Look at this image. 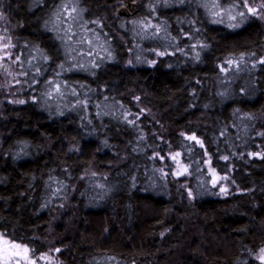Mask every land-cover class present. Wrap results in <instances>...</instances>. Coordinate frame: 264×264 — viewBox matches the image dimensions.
Instances as JSON below:
<instances>
[{
	"label": "trees",
	"instance_id": "obj_1",
	"mask_svg": "<svg viewBox=\"0 0 264 264\" xmlns=\"http://www.w3.org/2000/svg\"><path fill=\"white\" fill-rule=\"evenodd\" d=\"M135 2V14L119 17L120 0H83L88 8L85 20L107 19L100 27L88 23L87 36L84 30L75 31L82 23L77 21L68 40L67 17L57 24L54 15L61 0H0L9 22L22 25L13 34L23 43L13 52L22 58L36 56L43 70L40 77L30 73L37 82L16 93L36 99L24 105L5 99L0 108V233L27 246L32 259L51 257L36 259V264H261L249 255V248L258 252L264 243V137L256 135L257 129H264V65L252 68L257 58L264 60V24L257 18L238 30L210 24L203 5L212 0L161 4L155 13L147 8L150 0ZM144 17L153 24L166 19L172 35L189 33L179 41L186 49L194 43V27H200L195 35L207 39L212 48L203 52L201 62L191 58L194 53L173 52L166 34L155 39L149 30L147 36L136 34L131 21ZM197 17V25L189 23ZM93 30L110 41L117 62L104 61L95 78L83 71L62 77L97 88L88 93L92 102L87 112L93 121L89 125L81 109L57 115L66 99L42 93L58 63H71L68 57L73 55H96L99 42L92 40ZM82 36L85 44L76 43ZM35 45L52 59H40ZM154 47L166 49L167 55L145 51ZM245 52L248 63L242 70L220 72L218 65ZM105 55L100 53L101 60ZM128 58L134 64L125 69ZM147 60H155V67ZM18 87L13 84L12 90ZM220 91L227 97L221 98ZM5 95L10 93L0 89V97ZM99 111L109 114L98 116ZM125 115L137 116L136 124H128ZM191 135L203 141V149L186 139ZM105 139L110 146L103 144ZM77 140L79 151L69 152ZM175 151L188 152L190 175L171 177L156 171L170 162L152 157ZM224 155L227 161L218 159ZM208 156L216 171L230 175L241 191L232 186L235 195H214L221 185L228 190L223 181L201 186ZM88 161H95V177L84 176ZM196 161L201 162L200 172ZM183 162L189 163L188 157ZM177 180L188 183V189L177 191ZM102 182L106 190L98 187Z\"/></svg>",
	"mask_w": 264,
	"mask_h": 264
},
{
	"label": "clouds",
	"instance_id": "obj_2",
	"mask_svg": "<svg viewBox=\"0 0 264 264\" xmlns=\"http://www.w3.org/2000/svg\"><path fill=\"white\" fill-rule=\"evenodd\" d=\"M42 2L43 0H41V3ZM123 2L124 0H120L121 4H123ZM173 2H175L176 4L183 5L186 3V0H150V2L147 4V8L150 12L155 13L156 8H158L161 4H164L165 6H171ZM203 7L208 12L210 24H222L227 30L241 29L253 18H257L262 24H264V0H230V2H228L227 4L222 3V0H212L211 5L204 4ZM249 9H252L253 11L249 12ZM87 11L88 8L86 6H83V0H61L59 8L54 13V15L56 16L57 24L63 23V21L61 20L62 16L67 17V28L64 31L68 40L72 39V36L69 34L73 33L74 24L77 21H82V23L79 27L75 28V31L80 32L81 30H84V36H87L88 23H95L97 27H100L102 21L107 19L106 16H102L96 18L94 21L85 20L84 14ZM198 22L199 17L189 21V23H192L193 25H197ZM131 24L133 25V30L136 32V34L140 36L148 35V32L144 30L145 25H147V30L151 32V36L154 39L157 37V34H166L164 36V39L169 40L174 44L173 52H179L184 56H188L190 53H194L191 58L196 62H201L203 52L212 48V44L209 43L207 39H203L195 35L196 32L201 31L200 27H194L190 37L194 40V43L188 46V48L186 49L184 46L180 45L179 41L183 38V36L189 35V33L182 32L179 36L172 35L168 31V21L166 19L160 24H153L146 17H144L140 19H133L131 21ZM19 26L22 25L11 24L9 22L8 16L4 13L3 7L0 6V77L4 78L3 80H0V89H3L6 93H10V95L0 97V108L3 107L5 99L9 100L10 103L16 105H24L29 100L36 99L35 97H24L23 95L17 96L16 93L19 92L22 94L23 92L27 91V88L30 87L32 83L37 82L35 78L30 75V73H34L35 77H40L43 75V70L40 66H38L39 61L37 60L36 56H32L31 58H28L26 56L22 58L19 52H13V49H15L18 44L23 43V41H21L18 36H15L13 34L14 30ZM120 28H125V23H121ZM155 28H158L159 31H154ZM227 34L234 33L229 31ZM84 36H82L76 43L81 45L85 44ZM120 39L124 40L125 38L123 36H120ZM92 40L99 42V48L96 51V55H94L91 59L87 58V54H85L84 56L73 55L68 57V60L71 61V63H68L67 61L64 63H58V71L56 72V75L53 77V79L47 80L45 82V88L47 90L42 93V96L44 97H62L66 99L63 109H59L57 115L63 117L66 114L65 110L75 111L77 109H81L82 119L86 121L89 125L93 124V121L90 119V114L87 112V105L92 102L88 93H96L97 88L87 85L85 81H66L62 77L67 73L83 71L95 78L97 76V72L95 70L100 68L104 61L114 63L117 62L118 58L115 54V50L112 48L111 43L108 39H102L101 36L95 30H93ZM92 46L96 47L95 44H93ZM140 47L141 45L137 43L136 48ZM35 48L38 52L41 53L40 59H42L45 63L52 59L50 55L44 53L43 50L39 48V45H35ZM74 50L75 49H73V51ZM145 51L153 53H163V55L157 56L167 55L166 49L160 50L156 47L146 49ZM101 52L106 54L103 57V60H101L100 58ZM13 55H15V59L12 58ZM247 55H249V53L245 52L239 53L235 57H229L235 58L240 64V67L233 69V71L237 69L242 70V66L246 65L248 62L246 61V59L241 60L240 57H246ZM6 57L7 59H5ZM135 59L137 61L140 60L139 57H136ZM146 63L153 68L156 65L155 60H147ZM133 64V58H128L124 61L123 67L125 69H128L129 67L133 66ZM255 65H259L258 59ZM168 67H171V65H168ZM13 84L19 85V87L16 88L15 91L12 90ZM57 85L59 86L58 88ZM73 85H76L77 87H73ZM217 94L221 98L227 97L226 91H220ZM108 99L109 98L105 96V101H107ZM135 99L139 102L141 99L140 95L136 94ZM138 106H140L139 103ZM209 106L210 105L208 104L204 105L205 108H208ZM100 107L101 106L98 104L97 108L99 109ZM109 107H112V105H109ZM121 107H123L128 114H131L130 110L127 109L126 105H121ZM146 107V105L142 107L141 114H143L144 108ZM234 111L239 112L240 109L235 108ZM147 112L149 115H153V119H155V115L152 113L151 108H147ZM108 114L109 113L104 111L98 112V116H104ZM2 115L3 113L0 112V116ZM181 135H183V133H181ZM256 135L264 137V129H257ZM103 144L106 147L110 146L107 139L103 141ZM73 150L79 151L78 140L76 141L75 145H72L68 148L69 152ZM225 156L227 155L221 156V159L224 160ZM121 162L122 159L114 161V164H119ZM86 163L88 164V167L85 169L84 176L95 177L97 175V171L93 168L95 161H88ZM162 167L165 170L168 169L170 165L164 164ZM192 167L193 166L191 164L188 165L189 170ZM158 172L163 175V172ZM216 173L222 178L221 181L228 184V190L227 192L213 193L214 195H235V193L231 191L232 186H235L237 192L241 191L240 186L236 183L234 179L231 178L230 175H228L227 179L224 180L223 177H225V175H220L217 171ZM101 175H103V173H101ZM169 175L171 177H175L172 175L171 172H169ZM200 180L202 187H206L207 185L212 184L207 174H202ZM176 186L177 191L181 189L187 190L189 187L188 183L181 182L179 180L176 181ZM221 186L223 187V185ZM98 187L102 190H106V183L102 182L98 185ZM189 195H193V193L190 192ZM262 250H264V243L260 244L258 252L249 248V255L253 256L256 260H260L259 257L262 254ZM33 252H35V249H33Z\"/></svg>",
	"mask_w": 264,
	"mask_h": 264
},
{
	"label": "snow or ice",
	"instance_id": "obj_3",
	"mask_svg": "<svg viewBox=\"0 0 264 264\" xmlns=\"http://www.w3.org/2000/svg\"><path fill=\"white\" fill-rule=\"evenodd\" d=\"M227 2H230V0H227ZM253 11L252 9H249V12ZM144 30H147V25L144 26ZM154 31L158 32L159 29L155 28ZM155 55H163V53H154ZM241 60L246 59V57H240ZM259 60V64L264 65V60ZM240 64L235 58H228L225 60V62L221 65H218V68L220 72L228 73L230 71H233V69L239 68ZM252 68L255 69L256 65L253 64ZM59 86L57 85V88ZM124 119L127 121L130 125H135L136 121L138 119L137 116L133 115L132 119H128V116L125 115ZM186 139L188 141L194 142L196 145H199L201 149L204 148L203 141L199 140L195 135L187 136ZM181 147L187 149L188 145H181ZM135 150V149H134ZM205 153H201V155H204ZM251 155H257L260 156V153H253ZM183 157H188L189 163L183 162ZM167 158V160L170 162V167L168 168V171L166 172L163 167L156 169V171L163 172V175H167L168 172H171L173 176L175 177H182L187 174H189V168L188 165L191 164V157L188 156V152H181V151H175L174 153H165V155H160L159 152L156 153L155 156L152 157L154 160L158 161H164ZM261 158H264V156H261ZM218 159H221V157H218ZM229 159V156H225L224 160L227 161ZM203 165L206 168V174L211 180V183L213 185L217 184L222 180V178L217 175L216 168L212 166V157L208 156L206 160L203 161ZM195 170L197 172L201 171V162L196 161V167ZM222 171H227V168L221 169ZM205 174V173H202ZM224 180L227 179V176L223 177ZM59 191V190H58ZM221 192H227V188L221 187ZM36 259L40 261H50V256H39ZM36 259H32L30 256V249L27 246H24L20 243L15 242L14 240L8 238L6 233H0V264H36ZM259 259L264 262V250H262V254L259 257Z\"/></svg>",
	"mask_w": 264,
	"mask_h": 264
},
{
	"label": "rangeland",
	"instance_id": "obj_4",
	"mask_svg": "<svg viewBox=\"0 0 264 264\" xmlns=\"http://www.w3.org/2000/svg\"><path fill=\"white\" fill-rule=\"evenodd\" d=\"M137 3L135 2V0H124L122 6L120 7V9L117 12V15L120 17L122 15H133L136 13L137 11ZM261 264H264V262H262L260 260ZM21 264H23V262H21Z\"/></svg>",
	"mask_w": 264,
	"mask_h": 264
}]
</instances>
